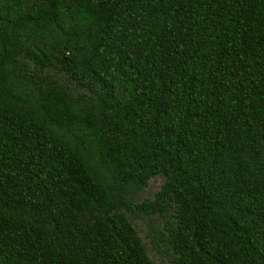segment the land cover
I'll list each match as a JSON object with an SVG mask.
<instances>
[{
    "label": "trees",
    "instance_id": "obj_1",
    "mask_svg": "<svg viewBox=\"0 0 264 264\" xmlns=\"http://www.w3.org/2000/svg\"><path fill=\"white\" fill-rule=\"evenodd\" d=\"M138 212L264 264V0H0V264H156Z\"/></svg>",
    "mask_w": 264,
    "mask_h": 264
},
{
    "label": "rangeland",
    "instance_id": "obj_2",
    "mask_svg": "<svg viewBox=\"0 0 264 264\" xmlns=\"http://www.w3.org/2000/svg\"><path fill=\"white\" fill-rule=\"evenodd\" d=\"M164 184V179L159 177L151 181L150 186L133 198V203H139L143 199H155L156 193L160 191ZM171 220L160 217H148L144 213L138 212L132 216V222L140 232V236L147 246L150 257L156 264H176L173 260L174 254L170 253L165 245L161 244L158 237L159 230L166 232L165 226Z\"/></svg>",
    "mask_w": 264,
    "mask_h": 264
}]
</instances>
